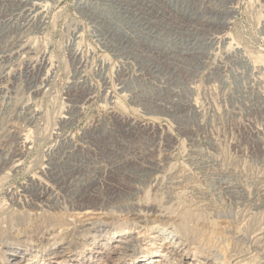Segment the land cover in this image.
<instances>
[{
	"label": "rangeland",
	"instance_id": "rangeland-1",
	"mask_svg": "<svg viewBox=\"0 0 264 264\" xmlns=\"http://www.w3.org/2000/svg\"><path fill=\"white\" fill-rule=\"evenodd\" d=\"M0 264H264V0H0Z\"/></svg>",
	"mask_w": 264,
	"mask_h": 264
},
{
	"label": "bare ground",
	"instance_id": "bare-ground-1",
	"mask_svg": "<svg viewBox=\"0 0 264 264\" xmlns=\"http://www.w3.org/2000/svg\"><path fill=\"white\" fill-rule=\"evenodd\" d=\"M156 66V65H155ZM155 167V166H154ZM65 180V179H64ZM84 184V183H83ZM236 192V191H235ZM245 196V195H244ZM252 207V206H251ZM254 208V207H253ZM237 232V231H236ZM133 245V244H132ZM130 249V248H128ZM17 254L19 253H13L12 255L16 258L15 261H19V259H21L22 257L21 256H18Z\"/></svg>",
	"mask_w": 264,
	"mask_h": 264
}]
</instances>
